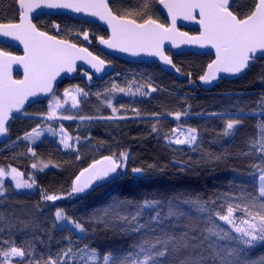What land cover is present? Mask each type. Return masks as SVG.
Wrapping results in <instances>:
<instances>
[{
  "label": "trees",
  "instance_id": "obj_1",
  "mask_svg": "<svg viewBox=\"0 0 264 264\" xmlns=\"http://www.w3.org/2000/svg\"><path fill=\"white\" fill-rule=\"evenodd\" d=\"M140 2L114 0L112 6L114 11H125L135 8ZM252 3L253 0H234L232 7L236 14L242 15ZM157 4L153 5L151 14L161 23H166ZM16 16L15 0H0V22L12 21ZM53 21L61 25L58 38L71 39L79 46L90 47L82 37L77 39L74 34L65 35L64 30L89 32L90 39L95 43L92 52L112 64L113 72L101 82L89 81L83 75V78L63 82L57 89V96L64 93L65 88L75 86L89 93L76 108H66L58 115L56 124L50 122L49 125L54 130L62 125L72 137L75 150L66 153L56 140L49 138L35 145L24 139L25 134L37 125L40 128L46 125L44 118L48 113V102L37 103L25 112L26 115L23 113L12 118L7 140L0 145V168L15 167L29 179L32 163L51 161V164L45 172L36 174V189L33 192H16L10 183H6L5 195L0 198V241H15L21 247L30 246L36 257L44 258L68 247L69 240L74 248L90 245L101 257L109 252L122 256L134 250L133 245L143 233L129 235L120 230L105 231L102 226L92 223L94 214L103 216L107 209L110 214L119 211L131 215L136 212L137 204L145 200L159 201V211L164 214L168 201L172 200L179 204L185 215L180 220H166L163 228L179 235L186 230V225H195L200 230L206 227V218H201L195 208L183 201L199 197L202 203H206L216 200L217 194H227L230 198H236L228 202L243 204L250 199L249 194H257L258 169L253 165L264 167L261 156V140L264 137L259 130V125L264 124V59L253 61L248 72L240 79L221 81L213 90L203 92L197 82L207 64L213 60L210 55L173 57L176 67L189 77L188 81L181 82L155 64H129L97 53L98 37H106L98 26H89L63 16H40L34 23L41 30L57 35L52 27ZM195 33L190 31L192 35ZM0 49L20 54L6 46L0 45ZM113 83L125 88L131 85L132 91L137 86H143L148 91L151 84L156 91L142 97L111 92L108 98L119 110L116 118L81 121L80 116L112 115L111 109L105 106L104 95L112 89ZM97 93H100V99ZM132 109H138L140 117H136ZM176 112L187 115H182L181 120L176 121L172 115ZM154 113L158 116H153ZM210 113L231 115L209 118ZM236 113L245 115L239 117L237 127L225 136V125L229 119L237 118ZM63 115L77 118L65 120L61 118ZM121 116L127 118L121 119ZM154 125L158 129L155 133L152 131ZM177 125L183 129H197V141L192 147L168 142L166 137H173L172 130ZM76 137H80L79 143ZM30 147L36 153L35 157L28 152ZM121 151L129 155L126 174L122 173L114 182L89 195H68L75 176L93 160L104 155H118ZM133 167L141 168L142 173L133 174ZM44 193L61 195L62 198L55 202L44 201ZM114 199L133 203L119 208L108 207ZM58 209L83 224L87 229L84 239H78V235L69 227H58L55 219ZM152 214L154 212L146 213L139 222L145 223ZM236 215L242 213L237 212ZM215 222L226 231H231L218 219ZM183 255L180 254L181 257ZM251 255L256 260L264 259V245L256 246ZM16 259L13 258V264Z\"/></svg>",
  "mask_w": 264,
  "mask_h": 264
},
{
  "label": "snow or ice",
  "instance_id": "obj_2",
  "mask_svg": "<svg viewBox=\"0 0 264 264\" xmlns=\"http://www.w3.org/2000/svg\"><path fill=\"white\" fill-rule=\"evenodd\" d=\"M17 16L12 21L0 22V36L10 37L23 45V55L15 56L10 52L0 49V136L8 132L6 125L13 118V113H20L30 97L40 94H51L49 120L57 117V110L62 108L60 97L54 92V82L61 73H72L77 70V61H83L94 69L95 74L106 70V61L98 55H93L87 47L79 46L71 39L58 38L61 25L52 22V27L57 35L43 31L33 23L32 14L38 9L71 10L72 13H83L96 17L103 21L110 35L98 37L99 43L108 49L121 53H128L133 57L144 54L156 57L165 66H170L175 71L176 67L172 56L166 54L165 43H170L172 48L179 49L181 45H194L200 48L215 50V59L207 64L203 75L199 77L204 83H211L217 79L219 73L239 74L250 66V62L257 59V54L264 56V0H253L251 7L242 15L233 10L234 0H141L135 8L125 11L113 10L111 0H15ZM167 10L168 22L161 23L153 18L151 12L153 5L157 3ZM191 20L199 26L197 35H189L177 28V21ZM65 35L83 41L91 42L89 32L65 29ZM13 65L23 68V76L16 79L12 75ZM89 81L92 75L83 72ZM190 75V74H189ZM156 88L148 85V91L143 86H137L135 91L129 87H119L113 83L112 89L105 93V106L111 109L112 115L104 117H84L81 121L93 119L112 120L116 118L118 109L113 106L109 95L111 92H119L129 96H145L149 92H155ZM64 98L71 97L72 107L79 104L78 97H87L89 93L83 88L75 86L72 89H64ZM100 99V93H97ZM123 105H121V108ZM136 117H140L138 109H132ZM27 113H25L26 115ZM158 116V114H152ZM176 121L181 120L182 115L187 113L176 112L172 114ZM229 113H210L209 118H224ZM245 113H236V119H229L225 125L224 135L237 127L239 117ZM65 120H73V115H63ZM121 119L127 117L121 116ZM40 126L37 125L30 133H26L25 140H32L41 135ZM52 131L51 128H49ZM259 130L264 137V124L259 125ZM152 131H158L154 125ZM175 138L166 137L169 143L176 145H193L197 141V129H183L180 125L172 130ZM60 143L65 149L73 148L69 141L72 139L63 126L60 127ZM182 137V138H181ZM79 143L80 137H76ZM87 139V138H86ZM28 152L35 157L36 153L30 147ZM261 156L264 158V139L261 140ZM79 159V156H77ZM129 155L121 151L118 155H104L95 159L79 172L72 181V187L68 195L85 194L98 186V182H108L127 171ZM51 161H43L31 164L32 169L43 171L49 167ZM258 169V192L250 195L246 203H232L235 197L227 194H217L216 200L202 203L197 197L195 200L183 201L189 204L204 219L206 227L202 230L195 225H186L185 231L177 235L175 231L163 228L166 220L175 218L180 220L185 213L177 202L168 201L167 212L159 211L160 202L145 200L137 204L134 214H121L119 211L108 213L107 209L103 216L94 214L92 223L102 226L107 230H120L124 234H139L140 240L133 245V251L117 256L106 253L102 257L99 252L90 245L74 248L72 241H68V247L61 248L54 255L46 258L36 257L31 247H21L15 241H0V264H13V258H17L15 264H264V259H253L251 253L256 246L264 245V167L253 165ZM133 174L142 173L139 167L131 169ZM23 173L17 168L9 166L8 169L0 168V197L5 195V178L10 177L15 182V188L32 189L36 181L31 176L29 180L22 179ZM61 195H42L44 201L55 202L61 199ZM130 200L121 201L114 199L108 207L119 208L130 205ZM148 212H154L145 223L139 220ZM240 212L242 215L237 216ZM56 221H63L71 225L77 234H86L87 229L79 221L68 217L64 210L55 212ZM224 222L230 226L231 231H226L215 221ZM174 229L175 226L173 225ZM2 231V229H0ZM159 232V235L152 233ZM78 235V239H84ZM184 253L181 257L180 254Z\"/></svg>",
  "mask_w": 264,
  "mask_h": 264
},
{
  "label": "water",
  "instance_id": "obj_3",
  "mask_svg": "<svg viewBox=\"0 0 264 264\" xmlns=\"http://www.w3.org/2000/svg\"><path fill=\"white\" fill-rule=\"evenodd\" d=\"M114 0H111V4ZM233 6V4H232ZM157 9L158 11L166 18L167 22L169 20L168 15H167V10L163 9V7L159 4H157ZM65 16L69 19L75 20V21H81L85 24H90V25H95L101 28L108 36L110 35V29H108L107 25L103 22L100 21L96 17H91L83 13H72L71 10H49V9H38L36 12L32 14L33 17V23L34 21L40 17V16ZM177 28L182 31V32H188L190 30H195L199 32L200 26L195 22L191 20H182L179 19L177 21ZM189 33V32H188ZM198 34V33H197ZM194 34V35H197ZM189 35H192L189 33ZM0 45L7 46L13 50H16L17 52L20 53V55H16L11 53L12 55L15 56H21L23 55V45L19 43V41L13 40L10 37H2L0 36ZM96 48L99 53H101L104 56H107L111 59L126 62L129 64H155L159 66L161 71H163L166 74H169L171 76H174L178 81L185 82L189 80V77L187 75L182 74L181 72L175 71V69H172L170 66H165L162 62L159 61L158 58L156 57H149L144 54H141L139 57H133L128 53H121L119 51L113 50V49H108L104 45H101L99 43V40L96 42ZM90 51V49H89ZM165 51L166 54L170 53L173 57H179L185 54H194V55H200V56H207L210 55L215 59V50L211 48H200L198 46L194 45H181L179 49L172 48L170 43L166 42L165 43ZM92 52V51H91ZM93 53V52H92ZM93 55H96L93 53ZM101 58V57H100ZM102 59V58H101ZM264 59V56H261L259 53L257 54V59L256 60H262ZM254 60V61H256ZM253 61L250 62V66L252 65ZM77 70L72 73H61L59 77H57V80L54 82V92L57 90V88L65 81H73L75 80L80 72L87 71L90 75H92V78L95 81H103L107 79L113 72V65L106 62V70L103 73L100 74H95L94 69H91L89 65L85 64L83 61H77ZM250 66L242 71L239 74H229V73H219L217 75V79L213 80L211 83H204L200 81V79L197 82V86L199 89H201L203 92H208L211 91L217 86L221 81H235L243 77L249 70ZM12 75L15 78L16 75L23 76V68L20 65H13V71ZM51 98V94L45 95V94H40L37 97H30L29 101L25 103L24 109L21 110L20 113H13V116H17L22 114L24 111H26L29 107L33 106L34 104L41 103L44 101H47ZM12 118L9 120L8 124L6 127L11 123ZM7 138V133L4 134L3 136H0V145L3 144L6 141ZM117 178H113L112 180H109L108 182H98V186H95L92 190H89L85 194H79L81 196H86L91 193H93L95 190L102 188L112 182H114Z\"/></svg>",
  "mask_w": 264,
  "mask_h": 264
},
{
  "label": "rangeland",
  "instance_id": "obj_4",
  "mask_svg": "<svg viewBox=\"0 0 264 264\" xmlns=\"http://www.w3.org/2000/svg\"><path fill=\"white\" fill-rule=\"evenodd\" d=\"M85 78H87L86 76H84ZM91 84V83H90ZM72 88H74V87H72ZM72 88H70V89H72ZM64 93H62L59 97H60V102H61V104L63 105V107L62 108H60V109H58L57 110V117L55 118V119H52V120H49L48 118H47V116H45V118H44V120H45V126L44 127H42V128H40L39 129V131L41 132V135L38 137V138H35V140H34V142L32 141V140H28V142H32V143H34L33 145H35V144H37V143H39V142H41V141H43V140H45V139H51V140H56L60 145H61V147H62V149H63V151L64 152H66V153H68V152H70L73 148H69V149H65L64 147H63V145L60 143V134H59V132H60V128H58V129H56V130H54L53 128H51L49 125H50V122L51 123H55L56 124V122L58 121V115L62 112V111H64L66 108H69V107H71V108H73L71 105H72V101H71V97H68L67 98V102H65V98H64V95H63ZM83 97H78V100L80 101L81 99H82ZM51 102V100H49L48 101V103H47V109H48V111H49V103ZM49 128H51V129H53L52 131H50L49 130ZM186 130V129H185ZM66 132V131H65ZM67 133V132H66ZM68 134V133H67ZM69 135V134H68ZM70 136V135H69ZM172 138H175V134H173V137ZM182 138V137H181ZM69 143L71 144V145H73V141H72V139L69 141ZM194 145V144H193ZM193 145H185V146H189V147H192ZM48 168H45L42 172H45L46 170H47ZM18 171H20V170H18ZM21 173H22V171H20ZM41 171H38L37 169H32V168H30V175H29V177L31 176L32 178H34L35 179V176H36V174L37 173H42ZM22 179L23 180H29V179H26L25 178V174L23 173V176H22ZM12 183L11 185H12V188H13V190H15L16 192H33V191H35V189H36V184H35V186L32 188V189H26V188H21V189H16L15 188V182L14 181H12L11 179H10V177H6L5 178V184L6 183ZM4 187H5V185H4ZM222 222V221H221ZM223 224H225L224 222H222ZM57 224H58V227H60V228H62V227H69V228H71L72 229V227H71V225H67V224H65L63 221H57ZM226 225V224H225ZM228 226V225H227ZM229 228H230V226H228ZM231 229V228H230ZM73 230V229H72ZM73 231H75V230H73ZM77 234V233H76ZM77 235H84V234H77Z\"/></svg>",
  "mask_w": 264,
  "mask_h": 264
},
{
  "label": "flooded vegetation",
  "instance_id": "obj_5",
  "mask_svg": "<svg viewBox=\"0 0 264 264\" xmlns=\"http://www.w3.org/2000/svg\"><path fill=\"white\" fill-rule=\"evenodd\" d=\"M234 4V3H233ZM163 16V15H162ZM163 18L165 19V21L167 22V20H166V18L163 16ZM87 25H89V26H93V25H90V24H87ZM95 26V25H94ZM190 31H194V32H196L195 34H197L198 32L197 31H195V30H190ZM190 31H188L189 33H190ZM89 35H90V33H89ZM90 38H91V35H90ZM105 38H107V35H106V37ZM91 40V42L89 43V42H86V41H84L87 45H89L90 47H87V46H83V47H87L88 49H90V51H92V46H93V44H95L94 43V41L92 40V39H90ZM98 40V39H97ZM97 42V41H96ZM97 49V48H96ZM94 53V52H93ZM97 53H99L98 52V50H97ZM97 55V54H96ZM100 57V56H99ZM79 77H82L83 78V72H80L79 73V75H78V77L76 78V79H78ZM74 81V80H73Z\"/></svg>",
  "mask_w": 264,
  "mask_h": 264
}]
</instances>
